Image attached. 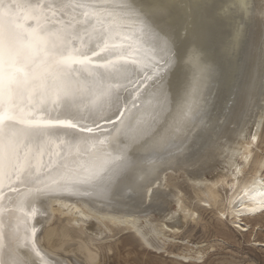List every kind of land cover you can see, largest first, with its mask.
I'll return each instance as SVG.
<instances>
[{"label": "snow or ice", "instance_id": "6c2138e0", "mask_svg": "<svg viewBox=\"0 0 264 264\" xmlns=\"http://www.w3.org/2000/svg\"><path fill=\"white\" fill-rule=\"evenodd\" d=\"M201 9L213 16L217 6L185 0H0V210H8L9 222L17 210L64 194L88 197L83 203L95 211L121 205L142 210L146 192L154 200L164 196L151 191L155 181L146 182L147 174L161 165L179 166L210 147L219 127L210 96L221 68L196 35L181 52L169 23L176 12L195 19ZM136 30L153 50L140 62L127 54L123 41L129 37L122 35ZM261 58L264 65V46ZM193 66L194 81L187 76ZM133 82L129 95L137 97L132 107L138 117L121 102ZM126 114L137 117L125 130L130 143L124 147L131 151L113 156L118 149L111 146L123 143L117 134ZM102 122L113 124L107 135L98 134ZM139 137L144 139L135 143ZM53 144L66 151L54 153ZM140 150L143 159L135 155ZM6 228L11 223L5 225L0 211V264H63L27 228L23 234H6Z\"/></svg>", "mask_w": 264, "mask_h": 264}, {"label": "bare ground", "instance_id": "6f19581e", "mask_svg": "<svg viewBox=\"0 0 264 264\" xmlns=\"http://www.w3.org/2000/svg\"><path fill=\"white\" fill-rule=\"evenodd\" d=\"M185 2L217 6V10L213 13L215 18L210 16L208 11L201 9L195 19L179 11L169 21L178 35V47L181 52L196 35L221 68L210 96L209 108L213 116L219 118V127L211 137L210 147L191 155L179 166L173 162L172 167L161 165L147 174L146 182L155 181L151 191H159L164 196L154 200L150 192H146L142 210L137 211L135 207L121 205L95 211L92 205L83 203L89 199L88 197L64 194L60 199L49 200L43 205L37 203L31 208L25 207L23 212L17 210L10 222L8 210H0L5 225L11 223L12 226L11 229H5L6 234L15 229L23 234L27 228L29 237L39 238L47 250L59 255L63 264H92L93 261L101 264L100 259L103 257L101 254L111 253L113 247L121 241L118 242L116 237L127 233L133 234L147 250L167 255L183 264L202 263L208 249H203V245L191 246L192 242H186L188 237L179 239L182 240L179 244L186 247L181 253H175L168 250L170 247L167 248L169 243H176L181 228L190 221L196 223V219L203 214L197 212V206L194 209L185 202L186 195L183 192L186 191L179 188V182L177 184L181 176L190 182L196 202L202 205L203 210L215 208V215L227 219L241 236L242 233L251 234L264 226V142L262 141L264 136L263 138L261 136L263 134L261 122L264 118V65L261 58L264 27L260 24V21L264 20V16L260 15L264 0H185ZM58 16L59 14L57 18ZM49 18L52 19L51 13ZM189 26L191 27L185 36L184 30ZM122 35L129 37L123 41L128 55L138 62L152 56L151 42L146 38L142 39L138 30L125 31ZM114 39L116 42H121V36H116ZM129 45L131 47H128ZM187 76L195 80L194 66ZM182 77L183 74L174 77L173 84L176 85ZM135 87V82L130 83L129 91L124 93L121 101L127 102L131 113H137V109L132 107V101L137 97L129 95ZM175 92L174 87V95ZM137 117L130 119L129 114H126L123 118L124 122L120 124L121 131L117 134L123 143L119 146H111L118 149L111 153L113 156L118 155L119 151H131L130 148L124 147L130 143L125 130L129 125L135 126ZM120 119L116 117L114 122H119ZM112 127V123L102 122L98 134L107 135ZM143 139L144 137H139L135 143H140ZM105 146H108L107 141ZM51 148L56 153L64 149V145L57 147L53 144ZM135 155L143 159L145 153L140 150ZM55 158L53 156V159ZM44 159L45 162L48 161L47 156ZM161 167H166V170H160ZM183 187L186 188V185ZM188 198L193 200L192 197ZM188 202L190 204V200ZM4 203L8 204V201L5 200ZM155 210L163 212V216H160L161 220L155 221L156 219L152 218V214L156 213ZM232 240L235 242V239ZM255 243L264 248V242L255 241ZM4 244L7 252V238Z\"/></svg>", "mask_w": 264, "mask_h": 264}, {"label": "rangeland", "instance_id": "374dc122", "mask_svg": "<svg viewBox=\"0 0 264 264\" xmlns=\"http://www.w3.org/2000/svg\"><path fill=\"white\" fill-rule=\"evenodd\" d=\"M261 125H262V133H263V134L261 133L262 134L261 136L263 138V136H264V129H263L264 118L261 122ZM262 141L264 142V138ZM184 179H185V177L181 176L178 179L180 181L177 180V184L179 182V184H178L179 188L182 191L183 190L186 191V192H183V193H185L184 195H186L185 196V202L188 205H191L192 208H194V209L197 208L198 213L200 211V213H203V214L199 213L200 216L196 219L197 220L196 223L190 221V222H188V225L184 226L186 229L184 227L181 228V231L179 234L181 236L178 235V237H177L178 239L176 240V243L178 242L177 245H175L176 243H172V242L169 243L167 248H169V247L170 248L168 250L173 251L175 253H181V251L185 250L186 247L179 244V242L182 241V240L179 241V239H184V237L187 239V237H188V239L187 240L185 239V240H186V242H188V241L192 242V243H190L191 246L193 245V247H195V246L200 247L203 245V249H206V248L208 249V253L205 255L206 257L203 259L202 263H198V264H264V248L260 247V245H256V243H255V241H258L261 243L264 242V226L261 229H259L258 231H255L251 234L242 233V236H243L242 237L241 233L236 232V230L232 227V225L228 222L227 219L221 218L218 215H215L216 214L215 208H205V210H203L202 205H200L199 202H196L197 200L195 199V196L192 192V188L190 187L191 186L190 182L188 180H186L187 178L185 180ZM185 185H186V188L183 187ZM187 190H189L190 192ZM188 197H192L193 200H191V198H188ZM186 198H188L190 200V204L188 202L189 200ZM195 204H197V205H195ZM198 207L200 209L201 208L202 209L198 210ZM208 209H209V211H208ZM155 211L157 214L153 213L154 215L152 214V218L154 220L156 219L155 221L161 220L160 216L161 215L163 216V212H159L157 210H155ZM212 214H214V216H212ZM202 217H204V218H202ZM203 219H205V220H203ZM215 219H217V220H215ZM222 220H223V222H222ZM216 221H218V222H216ZM220 221L223 224L220 223ZM199 222H201L202 225ZM194 224H196L197 226ZM205 224H206V226L203 227V225H205ZM227 224H229V225H227ZM222 225H224V226L220 227ZM228 226H230V227H228ZM216 228H217V230H216ZM182 229L185 231H183ZM206 231H208V232L206 233ZM181 232H182V234H181ZM235 233H237V234H235ZM187 234L189 236H187ZM130 235L131 234L127 233V234H123V236L122 235L117 236L116 240H118V242H119V240H121V241L118 243L117 246H114L115 248L113 247V250L111 251V253H107V252L104 253L103 252L104 254L103 253H102L103 255L101 254V257L102 256L103 257L100 259V263L101 264H183L181 262L176 261V259H174V258L168 257L167 255L157 253V252L150 250V249L147 250V248L144 247L135 238V236H133V234L131 236ZM232 239H235V242ZM134 242H137V243H134ZM193 242H195V243L193 244ZM213 242H215V243H213ZM211 243H212V245H210ZM208 245H210V247ZM215 245H216V247H215ZM142 247H143V249H142ZM210 248H213V250L212 249L210 250ZM117 249H118V251H117ZM195 250H197V249H195ZM102 260H104V261H102ZM191 264H196V263H191Z\"/></svg>", "mask_w": 264, "mask_h": 264}]
</instances>
